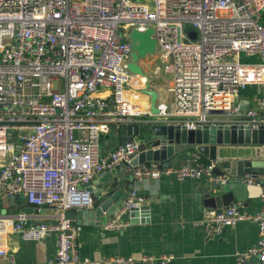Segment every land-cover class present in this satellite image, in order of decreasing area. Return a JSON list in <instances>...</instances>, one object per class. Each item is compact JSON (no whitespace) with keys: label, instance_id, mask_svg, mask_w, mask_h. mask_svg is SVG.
Returning <instances> with one entry per match:
<instances>
[{"label":"built area","instance_id":"2783aa9c","mask_svg":"<svg viewBox=\"0 0 264 264\" xmlns=\"http://www.w3.org/2000/svg\"><path fill=\"white\" fill-rule=\"evenodd\" d=\"M263 10L264 0H0V199L23 195L28 205L54 211L47 222L23 212L0 215L6 264H22L3 245L6 237L37 241L49 232L56 249L46 264H90L77 251L81 226L64 213L91 207L92 179L120 165L133 186L159 177L227 184L230 176L213 173L215 163L196 151L182 165L160 168L157 162L131 163L140 136L116 149H104L103 141L112 129L143 122L264 128ZM149 27L156 41L152 73H171L169 97L158 96L156 113L143 77L127 68L129 32ZM251 85L260 92L256 106L242 101ZM236 179L260 186L264 203V176ZM146 202L132 188L104 227L129 225L123 215ZM239 221L255 222L258 235L252 247L235 253V261L264 264V205L250 211L236 202L220 212L205 210L199 223L216 235ZM111 260L176 264L171 254Z\"/></svg>","mask_w":264,"mask_h":264},{"label":"crops","instance_id":"0c3cea01","mask_svg":"<svg viewBox=\"0 0 264 264\" xmlns=\"http://www.w3.org/2000/svg\"><path fill=\"white\" fill-rule=\"evenodd\" d=\"M260 20L264 24V10ZM241 60L249 62L255 59L243 56ZM139 64L144 72L151 68L147 59L139 60ZM150 87L157 90L161 100L166 99L159 93L156 83L154 85L150 83ZM258 98L259 95L245 96L242 92V101L246 106H256ZM258 148L247 145H223L217 149L223 157L238 155L247 158L257 155ZM202 159L205 160L203 157ZM215 184L207 177L182 180L159 177L146 179L133 186L132 179L125 169L117 168L94 177L90 184L91 188L96 189L95 186L98 185L99 190H108V195L113 201L127 196L130 189L135 188L139 194L147 198L144 205L148 207V214L144 221L130 222L117 231L106 229L103 223L81 225L76 239L80 258H87L90 264H116L111 260L115 256L171 254L176 264H256L255 258L243 263L235 261L236 252L246 250L256 243L258 229L255 222L239 221L226 226L216 235L208 234L199 223L206 209L202 205L199 189L203 185ZM19 200L23 201V195H19ZM245 203L250 211H256L264 205L260 195L248 197ZM6 208V212H1ZM19 212L35 214L33 220L47 222L51 221L54 211L49 207L38 210L27 203L24 206L13 207L9 205L7 197L0 199V214ZM123 219L128 220L127 213L123 215ZM3 245L22 264H46L56 249L53 232L47 233L44 238L37 241H21L18 237L9 235L3 240ZM0 264H6L3 257H0Z\"/></svg>","mask_w":264,"mask_h":264},{"label":"water","instance_id":"95a60500","mask_svg":"<svg viewBox=\"0 0 264 264\" xmlns=\"http://www.w3.org/2000/svg\"><path fill=\"white\" fill-rule=\"evenodd\" d=\"M152 28L139 31L135 28L129 32L131 45V59L127 63V68L141 75L145 84V93L149 95V109L156 113L155 101L158 93L150 87L149 78L139 64V60L144 56L153 54L156 41L152 37ZM195 37V32H190ZM141 124L146 125V137L142 138L139 145V153L131 161L132 164L157 162L160 168L168 166L182 165L189 158L192 151H196L207 161L215 163L213 173L228 174L230 179L227 184H215L213 186L203 185L199 189L200 199L205 210L222 211L224 208L236 202L245 203L248 197L261 194V187L248 185L236 178L249 174L253 178L264 176V128L251 129L249 126H201L195 129H186L181 125L167 123H133L121 125L118 129L102 130L108 132V137L104 139V149L117 148L118 144L130 140L133 136H141ZM109 136L114 138L115 143L110 145ZM223 145H247L257 146L258 152L254 157H239L238 155H225L218 153L219 147ZM125 169L130 179L131 174L124 165L117 167V170ZM247 185L249 187H247ZM91 188L92 205L89 208H70L64 213V217L71 225H99L106 223L113 215L114 211L124 202L126 195L113 201L108 195V190ZM131 190V189H130ZM9 205L20 207L26 205V198L20 202L19 195L7 197ZM246 204V203H245ZM17 205V206H14ZM6 209L1 212H6ZM148 207L138 205L130 208L127 212L128 220L131 223L144 221L147 218ZM1 215V214H0ZM140 216V218H139Z\"/></svg>","mask_w":264,"mask_h":264},{"label":"rangeland","instance_id":"374dc122","mask_svg":"<svg viewBox=\"0 0 264 264\" xmlns=\"http://www.w3.org/2000/svg\"><path fill=\"white\" fill-rule=\"evenodd\" d=\"M144 59H147L148 60L149 66L151 67V68L145 70V72L147 71L146 74H147V76L149 78V82L151 83V85L152 84L154 85L156 83L158 85V88H159L158 89L159 90V93L160 94H163L164 97L166 99H168L169 94L166 91V88L168 87V84H169V82L171 80V73L170 72L160 71L157 74H153L152 73V66H153L154 63H156V61L154 59V56L151 55V54H149V55L144 56L140 60L144 61ZM141 126H142V128H141V136L140 137L141 138H144V137H146V133H145L146 132V128H145L146 125L141 124ZM109 142H110V145H113L115 143L114 138H112L111 136H109ZM257 152H258V150H257Z\"/></svg>","mask_w":264,"mask_h":264},{"label":"trees","instance_id":"16d2710c","mask_svg":"<svg viewBox=\"0 0 264 264\" xmlns=\"http://www.w3.org/2000/svg\"><path fill=\"white\" fill-rule=\"evenodd\" d=\"M243 93L247 95H250V94H256V95H260V92L258 91V88L254 85H251V86H247L244 90H243ZM206 161V159H205Z\"/></svg>","mask_w":264,"mask_h":264}]
</instances>
